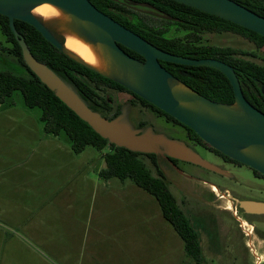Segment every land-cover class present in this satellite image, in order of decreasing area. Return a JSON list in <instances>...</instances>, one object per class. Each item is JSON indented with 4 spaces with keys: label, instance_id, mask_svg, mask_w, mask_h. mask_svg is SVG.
<instances>
[{
    "label": "rangeland",
    "instance_id": "1",
    "mask_svg": "<svg viewBox=\"0 0 264 264\" xmlns=\"http://www.w3.org/2000/svg\"><path fill=\"white\" fill-rule=\"evenodd\" d=\"M160 27L162 33L182 40L231 46L239 53H245L243 56L264 64V48H256L252 42L236 33L195 32L175 22H166L165 19ZM0 46H10L1 29ZM2 47L0 71L26 73L16 59ZM110 93L115 100L113 106L119 111L116 116L122 121L134 129L151 130L179 140L223 171L213 172L192 163L178 167L169 163L163 154L157 155L167 185L199 233L203 261L196 263L186 254L182 239L162 216L157 200L130 179H127L130 183L127 186L133 188L135 194L129 198L120 194L121 191L110 190L100 181L93 191L85 195L88 197H85L82 205L83 214L78 217L74 211L76 205L82 202H73L70 195V200L63 201L66 195L62 188H58L56 193H49L44 188L22 193L32 186L25 185L21 188L19 185L14 192L2 194L5 195V205H0V234L8 239L2 242L1 247L7 250L15 243L20 247L21 244L29 243L26 249L30 250L29 253L27 251L26 254H20L17 259L26 260L29 254V261L33 264H64L59 256L60 249H64V255H70L73 264H264V215L246 220L238 206V200L244 198L264 201V178L253 173L248 166L224 160L207 143L203 144L189 137L180 124L148 105L142 106L132 101L129 92ZM5 106L3 109L12 108L11 106L18 109L0 112V120H8L6 117L12 119L1 122L4 126L0 125V149L8 152L15 146V139L6 134L5 126L10 121L17 120L19 123L29 124V133L19 136L18 142L24 148L30 149L34 144V151H38V146L42 143L45 151H52L57 147L62 153L73 154L69 138L63 132L58 135L47 133L40 119V109L27 107L19 91L12 93L5 101ZM112 112L108 115H112ZM139 120L147 124L141 127L138 125ZM29 149L25 152H29ZM107 150L108 147L102 150L86 147L83 157H88L91 164L84 166V177L88 176L91 181H95L96 169ZM146 161L151 166V162L148 159ZM44 182L49 183L47 177L44 174L39 175L35 186ZM117 182L122 180L116 177L110 180L111 186L121 187L122 184L118 185ZM85 184L92 187L88 182ZM60 190L62 191L58 198L56 195ZM15 192L25 196V205L22 200L13 204L16 208L6 204L7 197L11 198ZM28 196H35L30 207H26ZM144 199L146 202H143ZM32 215H35L40 224L33 221L35 218L28 219ZM34 225L48 228L45 232L56 238L46 242L27 240L24 235L34 232ZM9 235L16 236L10 238Z\"/></svg>",
    "mask_w": 264,
    "mask_h": 264
},
{
    "label": "water",
    "instance_id": "2",
    "mask_svg": "<svg viewBox=\"0 0 264 264\" xmlns=\"http://www.w3.org/2000/svg\"><path fill=\"white\" fill-rule=\"evenodd\" d=\"M175 1L264 36V16L234 0ZM44 3L54 5L72 16L78 22V32L85 40L103 47L115 64L118 75L106 76L69 55L64 50L62 37L32 12L36 6ZM0 14L8 17L9 27L29 69L80 119L110 143L132 151L163 154L167 159L176 158L223 173L219 167L179 140L151 130L134 129L117 116L109 119L91 109L70 84L32 55L23 35L14 26L15 19L31 24L54 47L75 61L118 82L192 129L215 150L264 175V112L246 99L235 69L230 64L217 58L188 57L162 50L101 12L89 0H0ZM119 43L141 54L144 61L128 55ZM160 60L218 69L230 81L234 102L223 103L198 93L170 73ZM173 83L182 84L187 91H176ZM262 90L264 92V86ZM238 205L245 213L264 214V201L242 199Z\"/></svg>",
    "mask_w": 264,
    "mask_h": 264
},
{
    "label": "trees",
    "instance_id": "3",
    "mask_svg": "<svg viewBox=\"0 0 264 264\" xmlns=\"http://www.w3.org/2000/svg\"><path fill=\"white\" fill-rule=\"evenodd\" d=\"M96 1V0H94ZM150 5L162 12L167 18L195 32H235L253 41L258 47L264 46V36L216 15L201 11L175 0H146ZM252 11L264 16V0H234ZM14 26L27 43L32 55L45 63L64 81L70 84L78 95L95 111L105 116L103 111L92 107L89 103L94 96L107 102L103 95H98L94 87L100 85L108 88H124L118 82L75 61L47 41L31 24L15 19ZM0 29L8 48L2 47L11 54L24 74L9 70L0 71V103H4L15 91L22 95L25 105L29 108L38 107L40 119L46 132L58 135L63 132L70 140L71 149L75 153L91 146L97 150L108 147L103 153L105 167L98 172L101 179L116 177L120 180L130 179L137 186L154 196L162 216L177 232L183 241L186 254L196 263L203 261V252L198 231L191 224L185 211L179 205L176 196L166 183L165 174L157 161V154L132 151L110 143L96 133L85 121L80 119L64 104L40 79L29 69L22 58L21 48L8 24V17L0 14ZM152 43L171 53L196 58H217L231 64L242 83L245 97L257 108L264 111V94L260 87L264 85V65L243 59L236 54L237 50L230 46H218L193 42L179 37H168L162 32L142 34ZM161 64L175 77L198 93L223 103L234 102V91L228 78L218 69L209 66H194L161 61ZM144 103L162 112L156 106L142 99ZM117 113L114 115L116 116ZM167 115V114H166ZM113 116V117H114ZM167 117L178 122L176 119ZM112 118V117H111ZM189 137L205 144L195 131L178 122ZM142 126V124H139ZM210 149L225 156L211 146ZM146 159L151 162V166ZM175 161V160H173ZM256 173L260 174L258 171ZM262 175V174H261Z\"/></svg>",
    "mask_w": 264,
    "mask_h": 264
},
{
    "label": "crops",
    "instance_id": "4",
    "mask_svg": "<svg viewBox=\"0 0 264 264\" xmlns=\"http://www.w3.org/2000/svg\"><path fill=\"white\" fill-rule=\"evenodd\" d=\"M5 106L4 103H0V109H3ZM0 110V112L5 113L9 112L11 109H18V107H13ZM8 120L11 118L6 117ZM8 120H0L1 122L8 121ZM12 120V119H11ZM6 134L8 136L12 135L13 139H15V146L11 148L10 151L5 152L4 149H0V205L4 203L5 205V195L2 194H9L10 192H14L15 189L20 187H24L25 185H31L32 188H28L27 190L23 191L22 193L29 192L31 190L36 189H45L49 190V193L57 192L58 188H62L63 191H65V198L63 201H68L69 195L72 196V201L77 202L80 205H76V210L74 211L75 216H79L83 214V203L85 195H88L91 190L95 189V185H99V182H104L105 187H109L110 190L113 191H121L120 194H125L124 197H131L135 194V190L127 185H129V181L127 179L123 180L122 182H117L118 185H121V187H113L110 184L109 179H101L99 177V170L103 167H105V161L102 155L101 163L99 162L100 166L97 167L95 172V181H91V179L87 176L86 177L82 175V171L84 169V166L86 167L87 164H91V160L88 157H83L84 151L86 148L79 152L73 154L67 155V152L62 153V150L59 148H54L51 150L45 151L46 148H43V144L40 143L38 146V151H34L35 145L29 149L24 148L19 144V136L25 135L26 133H29V124L27 122L19 123L16 121H10L6 126ZM2 132V130H1ZM49 133V132H47ZM3 135V134H2ZM40 139L38 138V141ZM29 149V152H25ZM20 151H23L22 153ZM69 161V162H68ZM86 163V164H85ZM45 175L48 179L49 183L44 182L41 185H36V181L39 177V175ZM80 176V177H78ZM86 176V175H85ZM115 178V177H113ZM40 180L38 181V183ZM86 182L89 183L92 187L86 186ZM127 183V184H126ZM56 195L58 198H60L61 191ZM134 190V191H133ZM14 194H16V197H14ZM133 194V195H132ZM138 196H135L137 198ZM37 198V197H36ZM22 200V204L25 205L26 198L23 194H20L18 192L12 193L11 198L7 197L6 204L9 206L12 205L13 208H16L13 206V204L16 203V201ZM35 200V196H28L27 198V204L26 207H30L33 205V202ZM105 202V201H104ZM143 202H146L144 199ZM88 205V204H87ZM147 205V204H146ZM73 207V206H72ZM24 209V208H23ZM88 213L86 214V216ZM32 218H35L33 220ZM83 218V215L81 216ZM29 220H33L34 222H39L35 215L29 216ZM56 220V219H55ZM53 219V221H55ZM47 222V219H46ZM25 226V221L23 222ZM40 224V223H38ZM35 226V231L31 232L29 234L24 235L27 240H37V241H47L51 240L53 238H56V236H52L50 234H47L45 231H48V228H40L38 225ZM10 238L15 237L16 235H9ZM52 236V237H51ZM8 238L5 239L4 234H0V264H33L29 261V258L31 257L29 254L27 256L26 260L19 261L17 258H19L20 254H26L29 247V243L21 244L22 247H20L19 244H13L11 248H8L7 250L4 249L2 246V242L6 241ZM19 240V239H18ZM16 240V241H18ZM64 249L59 250V256L62 262L64 264H73L70 255L65 253L63 254ZM30 251V250H29ZM28 251V253H29ZM29 257V258H28Z\"/></svg>",
    "mask_w": 264,
    "mask_h": 264
},
{
    "label": "flooded vegetation",
    "instance_id": "5",
    "mask_svg": "<svg viewBox=\"0 0 264 264\" xmlns=\"http://www.w3.org/2000/svg\"><path fill=\"white\" fill-rule=\"evenodd\" d=\"M89 1L97 9H99L101 12L107 14L112 19H114L115 21H117L121 25L125 26L126 28L130 29L134 33H137L138 35H140L141 37H143L147 41H149V40L147 38H145L142 34L147 33V32H153V33L162 32V29H161L160 25H161L163 19H165L166 22H168V21L175 22L174 20H171V19L167 18L166 16H164V14L162 12H159V10L157 8H155L153 5H150V3H148L146 0H96V1L89 0ZM225 32H228V31H225ZM233 33H235V32H233ZM236 34H238V33H236ZM164 35H166L168 37H174V36H169L167 34H164ZM238 35H240V34H238ZM240 36H242V35H240ZM242 37H244V36H242ZM244 38H246V37H244ZM246 39H248V38H246ZM249 41L252 42L255 45L256 48H264V46L258 47L253 41H251V40H249ZM149 42H151V41H149ZM152 44L155 45V46H157L154 43H152ZM119 46L128 55H130V56H132V57H134V58H136V59H138L140 61H144V57L141 54H139V53H137V52L129 49L128 47H126V46H124V45H122L120 43H119ZM157 47L160 48L159 46H157ZM160 49H162V48H160ZM162 50H164V49H162ZM243 55H245V53L242 54V53H239L238 52V54H236V56H238L240 58L247 59V60H251V61L255 62L254 60H252L250 58H247V57H245ZM161 61L162 60H160V63H161ZM258 64H260V63H258ZM261 65H264V64H261ZM238 80H239V78H238ZM239 82H240V80H239ZM240 85H241V88H242V83L241 82H240ZM263 86L264 85H261V87H260V90H261L262 94H264V92L262 90V87ZM94 88H95L96 92H98V95L101 94V95H103L105 97V99L107 100V102H104L98 96H94V99L95 100L91 99L89 101V103H90V105L92 107L98 109L99 111L100 110L103 111L105 113V116L104 117L109 118V119H111V117L113 118V116L116 113H119V111L116 110L114 108V106H113L115 100H114V97L111 95L110 91H113V92H117V91H127V92H129L131 94V96H132L131 100L132 101H134L135 103H140V105H142V106L148 105V104H146V103L143 102V100H142L143 98L139 97L138 95H136L135 93H133L132 91L128 90L125 87L124 88L117 89V88H108V87H106L104 85H100L99 89H97V87H94ZM242 92H243V90H242ZM151 108L154 111H156V112L164 115L166 118L172 120L173 122L178 123V122L174 121L173 119L167 117L168 114L166 115V113L163 112L162 110H161L162 112H160L157 109H154L153 107H151ZM259 110H261V109H259ZM261 111L264 112L263 110H261ZM110 112H112V115H108ZM139 124H142V126H145L147 123L145 121H143V120H139L138 121V125ZM220 156L222 158H224V160H226V161H230L232 163H238L240 165H244V164H242L240 162H237V161H235V160H233V159H231L229 157H224L222 155H220ZM166 160L169 163H171V164L177 165L178 167H179V165L182 166L181 164L190 163V162L183 161V160H179V159H176V158H168V159L166 158ZM173 160H175V161H173ZM202 168H204V167H202ZM204 169H206V168H204ZM250 169L252 170L253 173H256L255 172L256 170H254L252 168H250ZM207 170H209V169H207ZM210 171H212V170H210ZM213 172H215V171H213ZM256 174L259 175V176H261L262 178H264V175L263 174L262 175H261V173L260 174L256 173ZM244 199H252V198H244ZM240 200H242V199H240ZM252 200H256V199H252ZM241 211H242V213H243V215H244V217H245L246 220H253L254 217H259V216L264 215V214H256V213H245L242 209H241Z\"/></svg>",
    "mask_w": 264,
    "mask_h": 264
},
{
    "label": "bare ground",
    "instance_id": "6",
    "mask_svg": "<svg viewBox=\"0 0 264 264\" xmlns=\"http://www.w3.org/2000/svg\"><path fill=\"white\" fill-rule=\"evenodd\" d=\"M32 12L62 37L64 50L73 58L106 76L118 75L115 64L103 47L85 40L78 32V22L72 16L48 3L36 6ZM173 86L176 91H187L180 83H173Z\"/></svg>",
    "mask_w": 264,
    "mask_h": 264
}]
</instances>
